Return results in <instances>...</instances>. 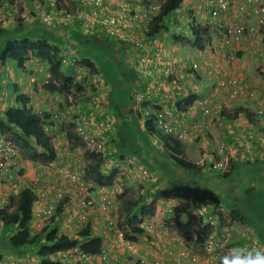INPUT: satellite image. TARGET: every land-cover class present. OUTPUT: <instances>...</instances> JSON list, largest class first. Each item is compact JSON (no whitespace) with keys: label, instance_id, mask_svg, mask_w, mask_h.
<instances>
[{"label":"crops","instance_id":"obj_1","mask_svg":"<svg viewBox=\"0 0 264 264\" xmlns=\"http://www.w3.org/2000/svg\"><path fill=\"white\" fill-rule=\"evenodd\" d=\"M120 1L122 0H103L104 7L101 12L113 9ZM124 1L132 10L138 11L144 3L164 0ZM207 1L180 0L179 7L164 18L165 30L155 36L158 39L155 42L150 37L141 35L140 30L133 23L123 27V30L129 34L123 39L114 37L99 25L88 26L83 16L89 18V12L93 8L91 2L0 0V10H3L4 15L9 18V23L4 29L10 36L29 33L31 38L36 39L46 35L50 45L54 47L60 44L62 48H66L68 58L78 60L77 65L68 61L65 63L66 66L62 65V68L64 67L75 81L83 82V92L89 94L90 88L96 89L94 93L100 94L101 111L104 105L107 108V115H103V119L97 117V124H92V128L99 132L100 136L105 130L103 140L108 141L112 137L116 139V147L111 145L105 152L106 161L120 151H123L125 155L137 156L134 172L128 175L127 180L130 190H134L133 194H137L136 198L145 195L147 199L144 203L148 204L155 198V205L164 214V219H171L174 215V217L178 216L177 219L189 222L192 220L191 228L194 230L197 229L196 224L202 225L203 221L192 215L188 204L192 206L193 200L216 202L223 209L219 210L224 214L211 229V233L222 239L221 250L226 251L237 244H253L256 241L264 244L263 236L257 229V223L264 221V213L260 215L261 213L257 210L260 207L264 208V194L252 203V200L257 197L254 191H264V81L261 79L262 83L258 86L261 88L259 91L262 96L257 99L259 103L247 100L228 101L223 90L215 92L210 90V81L216 78L215 75L219 76L220 73L225 72L226 55L231 54L234 47L221 50L220 44L212 40L220 25L217 18L212 17ZM230 1L227 11L228 20L235 21L234 17L238 14L240 6H243L245 8L243 21L248 29H257L260 26L259 19L264 23V19L255 13L256 8L264 9V0ZM16 8L20 14H26L20 23H18L21 19L20 15L14 18ZM60 8H66L74 17L54 18L55 15L62 16L56 14ZM47 14L53 17L47 19L45 17ZM185 16H187L186 21ZM208 16H211L209 18L211 24H208V20H204ZM241 20L239 18V21ZM168 22L170 27L167 26ZM197 25L205 26L208 32V37L202 41L201 47L196 44L197 38L193 36L191 29V26L195 29ZM23 27L26 29L23 30ZM256 29L249 32L252 35H247L248 38L245 36L242 41H239L237 49H241V52L238 50L232 64L227 63L231 68L227 70L228 73L240 77L245 83L253 86L260 83V76L253 74L255 67H251L249 63L253 53L259 49V37H264L263 33L254 34ZM80 35L87 38L81 39ZM91 38H97V47L93 46ZM110 43L114 46L104 49L107 47L105 45ZM210 44L213 51L209 47ZM100 45L103 47H99ZM120 53L123 61L118 57ZM106 54L111 60L108 59L104 73L98 61L105 59ZM87 57L94 61L96 67H100L99 72L92 73L80 63V60ZM253 58L261 63L257 57L253 56ZM148 59L152 64L145 63ZM193 64H197L194 69ZM150 71L154 77L163 79L162 90L154 96L153 111L160 113L169 123L183 131L182 144L185 154L194 163L199 164L200 170L178 167L165 154L166 135L159 130L148 133L144 129V123L142 124V121L138 119L135 94L138 91H144L146 81H152L147 75ZM81 77L84 81L80 80ZM49 79V64L38 56L29 57L24 62L23 68H19L10 58L0 61V117H3L7 110L22 106L20 99L18 100L20 96H24L25 108L30 109L31 113L43 115L54 108H60L62 93L36 91L37 85L44 84ZM71 107H74L75 119L78 118L76 114L78 111L80 118L86 122L92 118L91 115L97 114L96 109L91 108L86 97L76 100L74 106H69L70 109ZM206 108L212 111L204 114ZM258 109L262 110L260 115L256 114ZM105 116H112L113 122H108ZM101 121H103L102 124ZM223 141L233 146L226 171L212 166V158L216 157V145ZM248 145L253 149V159L250 162L245 160L247 154L245 146ZM35 163L37 162H32L25 157L20 163L17 158L10 167V177L3 176V193H8L10 196L13 183H17L20 189L25 187L32 189L30 186L33 178L26 174L24 167L26 164L34 165ZM15 165H17V173H14ZM143 169L147 170L146 174L142 173ZM247 191H252L250 199L245 203L243 211L240 210L247 218H252L250 223L231 219L227 210L228 205L223 203V200L227 199L235 206L238 201H231V197ZM246 198L247 195L243 194V199ZM136 206L140 208L141 204ZM251 206L255 207L258 213L251 212ZM68 207L65 204L57 218L47 223V226L52 228L56 225L59 234L76 238L81 225L75 229L77 223L72 217H69L70 227L68 228H63L64 225L59 227L57 222V219L60 220L62 214L67 212ZM169 211L172 215L167 213ZM150 220L154 222L151 234L143 240L144 242L139 239L136 241L139 248L136 256L142 260V264H154L157 261L161 264H181L167 254L170 247L169 241L175 240L170 245L174 246V252L180 253L177 249L184 245V239L187 238L176 233L174 227H169L166 224L167 221H163L157 215L147 217L144 222H150ZM63 221L65 220L62 217L60 223L64 224ZM91 221H89L91 235L101 238L102 250L118 255L119 252H124L125 248L119 247L120 244L117 243L112 231L105 225L102 227L97 219ZM32 227H35L34 224ZM17 230V227L3 225L0 221V238L7 237L9 243L11 235ZM227 240L231 243L226 244ZM189 241L191 242V239ZM41 245L42 243H38L19 249L18 253L12 255L15 257L16 264H38L40 258L38 252ZM119 256L121 257V254Z\"/></svg>","mask_w":264,"mask_h":264},{"label":"trees","instance_id":"obj_2","mask_svg":"<svg viewBox=\"0 0 264 264\" xmlns=\"http://www.w3.org/2000/svg\"><path fill=\"white\" fill-rule=\"evenodd\" d=\"M180 0H164L160 2V9L158 13L153 17L150 22L144 37H155L160 31L165 30L164 18L179 7ZM147 4V3H146ZM144 3V5H146ZM74 17V16H73ZM72 17V18H73ZM193 31V36L196 37V44L202 46V41L208 36L207 28L197 25ZM79 38H87V36L80 35ZM104 49H110L114 45H105ZM99 47H103L100 45ZM66 48H62L61 45L51 47L44 35L36 39L31 38L29 33L12 35L10 36L4 27L0 26V61L3 62L10 58L14 60L19 68H23L24 62L30 56H38L45 59L49 64L50 79L44 84L37 85L36 91H48L59 92L66 96V102L68 107L75 104L76 100L82 97H90V93L83 92V82H77L73 76L65 71L63 66H66L62 62V55L66 53ZM98 60H96L97 62ZM82 65L86 66L90 72H99L100 67H96L94 61L88 57L80 60ZM99 65L101 63L98 61ZM103 67V66H102ZM105 73V68L103 67ZM112 97V95H111ZM190 98V97H188ZM188 98L186 100H188ZM20 99L21 107L16 109H10L4 112L3 117L0 118V132L6 133L10 139L16 144L17 148L24 151L25 158L32 162L46 164L48 166H54L57 156L56 149L50 139L42 128L44 121L49 118V113H45L44 117L31 113L30 109L25 108L24 96L18 97ZM247 114V113H246ZM76 116V115H75ZM250 117V116H249ZM252 120V119H251ZM255 122V121H254ZM148 133L153 132V123L151 119H148L144 124ZM69 141L80 138L77 133L73 131H66ZM165 154L171 159L178 167L182 169H194L200 170L199 164L194 163L185 154V149L182 142L175 136L166 137L164 141ZM85 153L88 159L91 161L86 166V172L91 177L95 186L108 185L112 183L113 176L106 175L100 171V166L103 161V155L101 152H95L91 149H85ZM137 157V156H136ZM226 173H224L225 175ZM37 199L36 193L29 187L22 188L19 193L11 194L8 197L6 205L0 208V221L6 226H17L18 230L11 235L9 241L13 246H33L38 243H42L39 248V261L38 264H77L76 262L69 260L62 261L61 257H55L53 255L61 250H69L78 246L79 250L83 253L98 254L102 251V240L100 237H94L91 235L90 223H86L84 227L78 230L76 238H71L65 234H59L57 226L50 228L47 224H44L40 229L30 230L31 221V207L33 202ZM145 195L134 199L128 197L123 200L125 206L122 210V217L125 221V225L122 227L127 228V232L132 235L128 237L130 239H137L138 236L143 235V228L140 224L147 216L157 215L163 221L166 220L163 217V213L157 210L155 205V198L151 203H144ZM202 204H212L213 209L216 210L218 216H222L224 212L219 204L214 201H200ZM210 202V203H209ZM141 204L139 213H132V206ZM63 208V202L59 203L56 208V214L61 213ZM263 207L258 208L261 210ZM228 213L231 219H236L241 222L250 223L252 218H247L243 212L238 211L235 207H227ZM220 213V214H219ZM264 212H261L262 215ZM251 216V214H250ZM178 216L168 218L166 224L169 227H174L176 233H180L181 236L191 239L194 243L193 248L196 247L198 240H203L210 234L211 228L209 225H199V228L195 230L191 228L188 220L177 219ZM177 219V220H176ZM176 221V222H175ZM172 222H175L172 224ZM264 221L257 223V229L264 237ZM127 236V235H126ZM262 241L264 243V238ZM230 244L229 240L226 244ZM224 252V251H223ZM2 256L0 255V258Z\"/></svg>","mask_w":264,"mask_h":264},{"label":"built area","instance_id":"obj_3","mask_svg":"<svg viewBox=\"0 0 264 264\" xmlns=\"http://www.w3.org/2000/svg\"><path fill=\"white\" fill-rule=\"evenodd\" d=\"M83 3L91 2L93 8L90 16H105L100 23L104 25L103 29L107 32L115 35L114 37H118L120 39L125 38L127 34L123 27L126 25H133L140 30L141 35L144 36L145 32L148 29L150 22L153 17L158 13L160 9V3L156 2H148L146 5L138 8V11L132 10L127 2L120 1L117 5L108 11L101 12L103 10V0H80ZM211 8V15L217 18L220 27L217 28V32L212 39L214 42H218L221 46V50H225L226 48H233V45L236 42L242 40V38L249 32L255 30L254 28H247L244 21V10L243 6H240L238 14L234 17L235 21L228 20L227 11L230 7V0H208L207 1ZM64 19H71L73 14L65 9L60 10ZM255 13L259 16L264 13L263 8H256ZM242 19L239 21V18ZM263 19V18H262ZM210 23L211 20H210ZM209 23V24H210ZM259 24L264 25L263 21L259 19ZM123 25V26H122ZM153 42H155L157 37L152 38ZM213 51V47L211 44L209 46ZM233 56V55H231ZM71 62L72 64H77L76 58H68L66 53L62 55V62L67 63ZM146 64H152L150 60L145 61ZM148 76L153 77L151 82L146 81L143 92H139L136 96V108L142 116H150L152 113L150 102L153 101L154 96L159 93L162 88V79L158 77H154L152 71L147 73ZM220 86H223L227 89V94L230 99L233 98H241L247 97L252 98L254 96V91L247 85L241 83L236 77L230 78H222V80L218 83ZM147 104V105H146ZM90 105L94 109H96V115L88 119V121H84L81 118H77L75 121L74 132L78 134L82 143L86 146L85 149H91L95 152L105 153V144L102 138H98L97 132L92 128V124H97L96 118L100 116V94L94 93V95L90 98ZM99 110V112H98ZM210 109L206 108L204 113H209ZM262 110H259L260 114ZM155 128L163 131L167 135H176L178 137H183L182 130H179L175 125L169 123L161 114H157L153 120ZM46 131H51L50 127H45ZM53 140H65L66 139V131H60L58 133H52ZM2 133H0V208L7 204L8 202V193H3V176L5 178L10 177V166L17 161L18 150L13 142L9 139L5 138ZM224 146L219 145L217 148V154L222 156L221 159L214 162L213 166L220 169H225L228 164V153L232 150V146L226 144L227 151H223ZM247 154L245 159L252 161L253 159V149L249 145L246 148ZM59 160V159H58ZM122 161V160H121ZM126 163H133L132 157H126ZM47 172H55L59 175V177L64 181V185L58 186L55 190H53L54 194L49 193L48 186L47 189L42 191H35L37 195V199L33 202L31 207V218H32V226L34 224L35 228H41L44 224H47L53 215H55L56 208L60 201L64 197V192L69 193V197L72 198L73 204L82 209H86L88 207L93 206V199L90 198V186H92V182L85 183L82 179L84 176V171L79 172L78 170H74L68 164H58V161H55L54 166H48ZM133 170V169H130ZM143 174H146V170H142ZM112 184V183H111ZM50 187V186H49ZM62 187H65L63 189ZM11 191L13 194H17L20 191L17 183L11 184ZM67 204V203H66ZM71 203L67 204L70 206ZM188 204V203H187ZM190 210L192 211L193 216L197 218H201L203 221V225H209L211 228H214L218 222V217L214 213L213 205L211 204H202L199 201L193 200L192 206H190ZM97 209L101 212L104 222L108 229H110L119 243L122 246H125L126 249L133 254L138 253V246L134 239H130L128 237L131 236V233L127 232L125 227H120L118 224L119 221V212L118 208L115 206V201L112 199L109 191V187L107 185H102L99 188V201L97 204ZM217 211V210H216ZM122 221V220H121ZM120 221V222H121ZM64 222L63 228H68L70 226L69 218ZM78 222L83 224L86 222V215L82 211L79 214ZM123 224H125L123 222ZM141 227L146 229L151 228L150 224L146 222L141 223ZM127 235V236H126ZM196 247L191 251H183L178 254H175L171 249L167 250V254L174 257L176 262H186L187 264H215V259L221 254V245L222 239L217 235L209 234L203 240H198L196 243ZM73 254H78L77 260L81 264H123L121 262V257L118 254L110 253L106 250H102L98 254H88L83 253L76 246L66 251H62L59 253L58 257L62 261L66 260L69 256ZM57 257V258H58ZM142 260L135 259L130 262V264H142ZM0 264H16L14 259L11 258H0ZM154 264H159V262H154Z\"/></svg>","mask_w":264,"mask_h":264},{"label":"rangeland","instance_id":"obj_4","mask_svg":"<svg viewBox=\"0 0 264 264\" xmlns=\"http://www.w3.org/2000/svg\"><path fill=\"white\" fill-rule=\"evenodd\" d=\"M158 2H160V1H158ZM89 13H92V11H90ZM260 16H261V18L264 19V13H262ZM104 17L105 16H96L95 15V16H89V18H88V16H83L84 22L88 23V26L91 24L92 25H99L101 28L104 27V25H102V23H100ZM210 17L211 16H208L206 19L204 18V20H208V24L210 23V20H211V19H209ZM243 18H244V16H243ZM245 19H246V16H245ZM256 19L257 18L255 17V20ZM186 20H187V16H185V21ZM167 26L170 27L169 22L167 23ZM259 27H261V28H259ZM259 27L256 29L254 34H256V35H260L261 33L264 34V25H260ZM22 29L25 30L26 28L23 27ZM247 35H252V34H246L245 36L248 38ZM44 36L46 37V35H44ZM113 36H115V35H113ZM259 38H260L259 39V49L257 50L256 53H253L252 59H250L251 63H249V65L251 64V67H255V69L253 70V74L256 76H260V79H259L260 83L258 85H255V86L249 85V84H247V82L244 83V85L245 84L249 85L255 91V96H253L252 98H247V97H241L240 98V100H242V101L247 100V101H251L253 103H259V101H257V99H260L262 96L260 95V91H259V90H261V88H258V86L262 83V80L264 81V77L262 76V75H264V37H259ZM249 39H252V38L249 37ZM90 40L93 42L94 47L98 46L97 38H94V39L91 38ZM238 45H239V42H236L233 45L234 48L232 49V53L234 55L237 54L238 50H240V52H241V49H237ZM51 46L53 47V45H51ZM228 55H226V57H228ZM253 56L257 57L261 63L256 62V59L253 58ZM105 57H106L105 59L99 60L103 67H105V65L108 64L109 60H111L110 58L107 57V54L105 55ZM118 57H120L121 61H123L122 60L123 56L121 55V53L118 54ZM77 62H78V60H77ZM232 63L233 62H230L229 64H232ZM225 66H226V68L224 69L225 72L222 73L223 76H221V77H224L226 75H231V73L227 72L228 69L229 70L231 69L230 66L227 63L225 64ZM80 80L84 81L83 77H81ZM95 90L96 89H93V88L89 89L91 96L94 95ZM224 93H225V97L229 98L228 94H226V92H224ZM65 100H66V96L64 94H62V97H61V100L59 103L60 108L57 107V108H54V110L48 111V113L52 114V118H49L48 122L49 123L52 122V124L55 126L56 129H61V130H65V131H67V130L68 131H74L75 116L72 115L71 113H68V111H67L68 109H66L68 107V105H67V103H65L66 102ZM252 100H254V101H252ZM105 108H106V106L104 105L103 110L100 112V116H97V117H100L101 119H103L104 118L103 115H107V111H106L107 108L106 109ZM53 114H57V116H53ZM105 118H108L107 119L108 122H111V121L113 122L112 116H105ZM102 122L103 121H101V124H102ZM104 123L107 124V122H104ZM94 131L96 132V130H94ZM104 131H102V133H101L102 136L99 135L100 134L99 132H97L98 135H96V136L98 138H102V140H103ZM103 141L105 144L106 152L108 151L109 146L113 145L116 147V144H115L116 139L114 137L110 138L108 141H105V140H103ZM218 144L220 146L221 145L224 146L223 151L228 150L226 148V144H228L226 141L219 142ZM66 145L67 144H65V146ZM84 145L85 144L82 143L81 141H79L78 139L73 140L71 142L70 146L67 145L64 148V150L61 151L62 153L59 156L58 164H68L71 166L72 169L78 170L80 173L84 171V176H82V179L88 185V183L89 182L91 183L93 180L91 179L90 176H88V174L86 172V166L91 161L88 159V157L85 153V147L86 146H84ZM245 147L247 148V146H245ZM249 147H250V145H249ZM232 150H233V148H232ZM102 155H104V158H103V161L101 163V169L104 172V174H106V175L111 174L113 176L112 184L107 185V186L109 187V191H110V195H111L112 199L115 201V206L118 208V212L121 213V216H122V210H123V207L125 206V204L124 205L122 204V201L128 197L133 196L134 199H136V197H137L136 193L133 194L134 190H130L129 186L127 185L128 175H130L133 172V170H130V169H133L135 167V165H134V163L127 164L125 153L122 154L121 151L119 153L113 154L114 157H111L112 159H108L107 161L105 159L107 157L106 153L103 152ZM23 156H25L24 151L18 150V156L17 157H18V160L20 163L23 162ZM19 157H20V159H19ZM245 160L247 162H250L248 159H245ZM14 167H15L14 173H17L18 172L17 165H15ZM24 168H25L24 170L26 171V174H29L31 176V178H33L32 179V185L30 187H32V188L34 187L33 189L35 191H40V190L44 191L47 189V186H48L49 193L54 194L55 191L53 192V190L58 188V186H60V185H64V181L59 177V175L57 173L47 172L46 165H41L39 163H35L34 165L33 164H26V166ZM12 170H14L13 167H12ZM91 184H92V186H90L91 188L89 189L90 190L89 196H90V198L93 199V206L85 209L86 219H87V221L97 219L99 221V224L103 227L104 225H103L102 215L97 209V204L99 201V188H100V186H95L93 182ZM62 188L65 189V187H62ZM10 193L13 194L12 191H10ZM242 193L247 195L246 199H243ZM242 193H240V195H234L233 197H231V199H230L231 201H238L235 204V206H233L232 203L227 199H224L223 203H225L228 206L230 205L233 208L235 207L238 210L242 209V211H243V207H245V203L247 202V200L250 199V195H251L252 191H247V192H242ZM254 193L257 195V197L252 200V203L255 202L256 200H258L260 195L264 194V191L263 190L261 192L260 191H254ZM64 194L65 195L60 202H63V203L68 202L67 204H69V203H71V204L66 209L67 212L62 214L63 216L60 217V220L57 219V222H59V227L61 226L60 222H61L62 217H63V220H66L69 217H72V219L74 221H77L79 218V212H80L78 206H75L73 204L74 202H72V198L69 197V193L65 191ZM220 203H221V200H220ZM131 208H132L133 214H135L139 210V208L137 206L136 207L132 206V207H130V209ZM254 208L255 207H253V206L250 207L251 212H257L256 208L255 209ZM258 212L259 213L264 212V208ZM57 215L54 218H57ZM119 220L121 221V220H123V218L120 217ZM153 223L154 222L150 220L151 226L153 225ZM263 224H264V222H263ZM15 227H17V226H15ZM145 233H146V235H149L147 233V231ZM145 233L143 236L138 238L140 241H143L144 239L148 238V236H147V238H145ZM178 233L180 234L182 232L180 231ZM164 236H166L165 233H164ZM189 240L190 239H185L184 245L182 247L178 248L177 250H179V252L186 251L187 249L191 250L193 246L191 243L192 241L190 242ZM169 242H170V244H172L173 242H175V240L172 239V242L171 241H169ZM170 244H169L170 248H174V246L170 245ZM24 247L25 246H13V245H11L8 242L7 237L0 238V255L2 257H6V258L9 257L11 259H15V257H13L12 255L14 253H18V250L22 249ZM119 247L125 248L123 253L119 252L121 254V257L123 258V259L121 258V262L123 264H130V262L134 261L135 259L140 260V258L137 257L136 254L130 253L126 249L125 246L120 245ZM138 253H139V248H138ZM68 258L71 260V262L72 261L75 262V259L77 260V258H78V254H73L71 257L69 256ZM68 258H67V260H69ZM184 264H186V263H184Z\"/></svg>","mask_w":264,"mask_h":264},{"label":"clouds","instance_id":"obj_5","mask_svg":"<svg viewBox=\"0 0 264 264\" xmlns=\"http://www.w3.org/2000/svg\"><path fill=\"white\" fill-rule=\"evenodd\" d=\"M122 1H124V0H122ZM124 2H126V1H124ZM156 3H158V2H156ZM61 9H65V10H67L66 8H60V10ZM60 10L58 11V12H56V14H61V12H60ZM67 11H69V10H67ZM70 12V11H69ZM14 13L16 14L15 15V17L14 18H16L17 16H21V19L18 21V23H20V22H22L23 21V18H25L26 17V14H24V15H22V14H20V11L18 10V8H16V10L14 11ZM62 15V14H61ZM45 17L47 18V19H51L52 17H53V15H50V14H47V15H45ZM54 18H63V15L62 16H58V15H55L54 16ZM9 23V18L7 17V16H5L4 15V13H3V10H0V26H2V27H6L7 26V24ZM247 34H248V32H247ZM117 38V37H116ZM231 55H233V56H231ZM30 57H32V56H30ZM235 58V55L233 54V53H229V55H228V57H227V63H230V62H233L234 59ZM78 63V62H77ZM197 67V64H193V69L194 68H196ZM221 76H223L222 75V73H220L219 74V76H216L215 75V79L214 80H211L210 81V86H211V89L210 90H212V91H218V90H223L224 92H226V94H227V89L225 88V87H223V86H220L218 83L222 80V78L223 77H221ZM263 77H264V75H262ZM149 77H151V76H149ZM230 77H236L238 80H240L241 81V83H245L240 77H238V76H234V75H226V76H224V78H230ZM151 79H153V77H151ZM162 81H163V79H162ZM245 85H247V84H245ZM247 86H249V85H247ZM144 87H145V85H144ZM250 87V86H249ZM162 88H163V82H162ZM162 88H161V90H162ZM251 88V87H250ZM144 89V88H143ZM252 89V88H251ZM160 90V91H161ZM253 90V89H252ZM159 91V92H160ZM254 91V90H253ZM139 93V91L135 94V96L137 95ZM159 93H157L155 96H157ZM254 96H255V91H254ZM90 98H91V96L90 97H88V98H86L88 101H89V104H90ZM228 101H235V100H240V98H233V99H230V98H226ZM135 103H136V99H135ZM153 104H154V98H153V101L152 102H150V107H151V111H152V113L153 114H151L150 116H142L140 113H139V111L137 110V108H136V112H137V116H138V119L139 120H141L142 121V124L144 123L145 124V122L148 120V119H151L152 120V123H153V120H154V118L156 117V115L157 114H160V113H157V112H154L153 111V109H154V107H153ZM147 105V104H146ZM72 106H74V105H72ZM91 106V105H90ZM73 108L74 107H71V109L69 108V107H67L66 109H68L67 111H68V113H71L72 115H74L75 116V110H73ZM92 108V107H91ZM75 109H76V106H75ZM210 109V108H209ZM259 110H261V109H258L257 110V112H256V114L257 115H260L259 113H258V111ZM205 111V110H204ZM212 111V109H210V112ZM209 112V113H210ZM45 113V112H44ZM43 114V113H42ZM76 114L78 115V117L80 118V114L78 113V111H76ZM204 114H208V113H204ZM39 115V114H38ZM44 115L45 114H43V115H40V116H42V117H44ZM53 116H57V114H53ZM76 117V116H75ZM91 117H93V115H91ZM140 117V118H139ZM49 118H52V114H50L49 113ZM49 118H47L45 121H44V123L42 124V128H43V130L45 131V133L50 137V139H51V141H52V143H53V145H54V147H55V149H56V152H57V156H56V159H55V161H57L58 159H59V156L61 155V151H63L64 150V148L68 145V146H70L71 145V142L72 141H70L69 142V139H68V137H67V134H66V139L65 140H59V141H54L53 140V135H52V133H58V132H60V131H65V130H61V129H56L55 128V126L52 124V122H48V120H49ZM75 121H76V119H75ZM144 124H143V126H144ZM172 124V123H171ZM174 125V124H173ZM176 126V125H175ZM45 127H50V129H51V131H46L45 130ZM177 127V126H176ZM153 128H154V131L155 130H159V129H157V128H155V126H154V123H153ZM144 129H145V127H144ZM159 131H161V130H159ZM74 132V131H73ZM162 133H164L163 131H161ZM183 132V131H182ZM0 133H2L4 136H6L5 138H7V139H9L11 142H13L11 139H10V137L6 134V133H4V132H0ZM67 133V132H66ZM165 135H166V137H171V136H175V137H177L181 142H182V140H183V137H178V136H176V135H167L166 133H164ZM75 140V139H74ZM14 143V142H13ZM15 144V143H14ZM65 144H67L66 146H65ZM229 145H231L230 143H228ZM15 146H16V144H15ZM218 146H219V144H217L216 145V154H215V156L216 157H214V158H212V166H213V164H214V162L215 161H217V160H219V159H221V157L222 156H220V155H218L217 154V148H218ZM232 146V145H231ZM17 147V146H16ZM232 148H233V146H232ZM17 150H20V149H18L17 148ZM232 151V150H231ZM230 151V152H231ZM105 152H106V150H105ZM122 152V154H124L123 153V151H121ZM230 152L228 153V164H227V166H226V168L225 169H220V168H218V169H220V170H224V171H226L227 169H228V167H229V160H230ZM102 154V153H101ZM126 157H132V160H133V163H134V165H135V159H136V155H133V156H131L130 154L129 155H125ZM103 158H104V155H103ZM191 160V159H190ZM43 165H46V164H43ZM12 166V165H11ZM10 166V167H11ZM214 167V166H213ZM135 168V167H134ZM134 168H133V172H134ZM216 168V167H215ZM143 170H146V169H143ZM9 171H10V168H9ZM100 171L102 172V173H104L103 171H102V169H101V166H100ZM132 172V173H133ZM146 172H147V170H146ZM131 173V174H132ZM113 181V180H112ZM108 185H110V184H108ZM21 190V189H20ZM32 190L35 192V190L32 188ZM19 193V192H18ZM154 201H156V200H154ZM61 203V202H60ZM66 203H68V202H64L63 203V206L66 204ZM151 203V202H150ZM122 204L124 205L125 204V202H123L122 201ZM146 204H148V203H146ZM77 206V205H76ZM133 207H135V206H133ZM79 208V210H80V212H79V214L80 213H82V211L85 213V208L84 209H82V208H80V207H78ZM156 208H157V206H156ZM140 209V208H139ZM157 210H158V208H157ZM168 210H170L169 208H168ZM215 211V210H214ZM159 212H161L160 210H159ZM101 213V212H100ZM139 213V210H138V212H136L135 214H138ZM162 213V212H161ZM167 213H170V211L169 212H167ZM215 213V212H214ZM216 213H218L217 211H216ZM215 213V214H216ZM60 214V213H59ZM220 214V213H219ZM57 214H56V212H55V215H53L52 216V218L50 219V221L49 222H51V221H53L54 220V217L56 216ZM102 215V214H101ZM170 215H172V213H170ZM170 215H168V216H170ZM193 215V214H192ZM217 215V214H216ZM152 216H155V215H152ZM174 216V215H173ZM120 217H122L121 216V213H119V219H120ZM147 217H151V216H147ZM146 217V218H147ZM217 217H218V222H219V220H220V216H218L217 215ZM123 218V217H122ZM146 218H144V220H143V222L142 223H144V221L146 220ZM102 219H103V216H102ZM199 219H201V218H199ZM202 220V219H201ZM32 218H31V221H30V224H31V226H30V229L31 230H34V229H40V228H35V227H32ZM78 221V220H77ZM76 221V223H77V225H76V227H75V229H78L77 227L79 226L78 224H79V222H77ZM48 222V223H49ZM91 222V221H90ZM89 221H87V219H86V222L85 223H83V224H80L81 225V227H80V229L82 228V227H84L85 226V224L86 223H90ZM123 222L125 223V221H124V219L120 222V220L118 221V224H119V226L120 227H122V225L124 226L125 224H123ZM192 220L189 222V224H192ZM217 222V223H218ZM71 223V222H70ZM147 224L149 223L150 224V222H146ZM61 225H63L62 223H61ZM103 225H105L106 226V224H105V222H104V219H103ZM203 225V224H202ZM201 225V226H202ZM140 226H141V224H140ZM196 226H197V229L199 228V225H197L196 224ZM43 227V226H42ZM41 227V228H42ZM70 227V226H69ZM33 228V229H32ZM106 228H107V226H106ZM126 228V227H125ZM143 228V230H144V232H143V235H144V233L147 231V233L148 234H151V228H152V226H151V228H149V229H146V228H144V227H142ZM211 228V227H210ZM127 229V228H126ZM193 229V228H192ZM212 229V228H211ZM79 230V229H78ZM110 230V229H109ZM111 231V230H110ZM210 234H212L211 232H210ZM143 235H141V236H143ZM141 236H138L137 237V239H134V241H137L138 240V238L139 237H141ZM147 236L148 235H146V233H145V238H147ZM185 240V239H184ZM193 242H192V246H193ZM78 247V246H77ZM169 249H171L172 251H174V248H170L169 247ZM191 250H194V248L192 247V249ZM221 250V249H220ZM62 251H66V250H61V251H59V252H57V254H55V255H53V256H55V257H58L59 256V253L60 252H62ZM175 254H178V252H175ZM71 257V256H70ZM69 259V258H68ZM69 261L71 262V260L69 259ZM75 262L77 263V264H81L78 260H76L75 259ZM184 263H186L185 261L184 262H181V264H184ZM215 264H264V244H262V243H260L259 241H256L255 243H253V244H237V245H235V246H233V247H231V248H228L226 251H222L221 250V254L215 259Z\"/></svg>","mask_w":264,"mask_h":264}]
</instances>
